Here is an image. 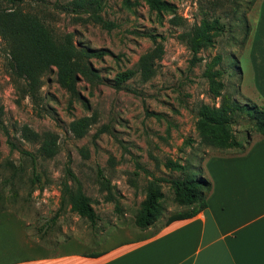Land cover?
Returning a JSON list of instances; mask_svg holds the SVG:
<instances>
[{
    "label": "rangeland",
    "instance_id": "1",
    "mask_svg": "<svg viewBox=\"0 0 264 264\" xmlns=\"http://www.w3.org/2000/svg\"><path fill=\"white\" fill-rule=\"evenodd\" d=\"M70 1L42 0L23 7L42 17L58 40L68 36L79 49L97 52L88 61L101 79L92 82L79 75L77 96L60 85L55 68L41 75L37 96L29 95L0 37V263L37 254L93 253L143 237L134 216L150 178L146 171L159 178L179 176L166 166L168 160L190 162L194 174L209 178L206 161L236 151L201 144L196 125L202 103L219 104L203 76L215 56L221 57L216 68L224 71L220 80L226 91L240 102L264 105L252 88L247 58L260 0H167L172 11L151 9L146 0H103L100 15L113 23L111 28L89 13L71 12L66 8ZM205 14L219 17L224 31L194 58L181 35ZM174 15L182 21L173 23ZM150 35L163 46L154 74L147 80L137 74L116 89V74L135 68L154 47ZM83 116L93 121L76 137L69 124ZM23 126L55 133V156L43 157L38 143L22 137ZM234 129L244 141L249 124ZM257 136L252 132V139ZM67 164L90 197L94 224L63 197ZM69 182L74 190L76 184ZM161 188L164 211L150 231L185 209L174 202L169 183L162 182Z\"/></svg>",
    "mask_w": 264,
    "mask_h": 264
},
{
    "label": "trees",
    "instance_id": "2",
    "mask_svg": "<svg viewBox=\"0 0 264 264\" xmlns=\"http://www.w3.org/2000/svg\"><path fill=\"white\" fill-rule=\"evenodd\" d=\"M39 1L42 0H0V37L7 44L12 71L25 81L26 92L36 97L41 87V75L55 68L60 85L77 96L79 75L92 82L101 79L97 70L88 61V58L97 55V52L79 49L68 36L58 40L42 17L23 7L24 4ZM254 1L256 0L248 2L252 4ZM146 2L151 9L156 11H172L173 9L172 4L167 0H146ZM66 8L75 13H89L95 21L108 28L113 26V23L104 20L100 15L103 0H72ZM172 21L176 24L182 21V17L174 15ZM223 31L224 26L220 23L219 17L209 18L205 14L200 22L186 30L181 38L194 58H197L196 55L201 49L213 44L215 34ZM150 36L154 47L139 57L135 68L116 74L113 79V86L116 89L122 88L137 74L141 80H147L154 74L155 62L163 53V46L155 36ZM220 62L221 57L215 56L206 63L203 71L211 92L220 99L217 106L202 103L198 107L196 125L199 130L200 143L219 149H235L234 153H243L253 141L252 132L264 137V105L251 101L240 102L231 92L226 91L225 84L220 80L224 71L216 68ZM92 121L93 117H80L69 124V130L76 137H82ZM244 121L249 124V129H246L247 136L242 141L237 137L234 125H239ZM21 135L29 142L38 143V150L43 157L51 158L58 152L55 133L47 131L39 134L30 127L23 126ZM25 154L31 156L32 162H35L33 155L27 151ZM166 166L171 171L179 172L180 175L166 179L150 175L146 171L150 178L145 186V196L134 216V223L140 229L144 230L153 226L163 214L162 182L170 184L174 202L185 207L184 210L170 214L164 224L176 219L192 217L206 207V200L212 188L211 180L208 177L194 174L193 165L190 162L180 163L168 160ZM35 177L38 179L37 175ZM64 178L63 197H68L73 211L94 224L96 214L90 197L84 193L79 179L68 164L64 169ZM69 181L76 184L74 190Z\"/></svg>",
    "mask_w": 264,
    "mask_h": 264
},
{
    "label": "crops",
    "instance_id": "3",
    "mask_svg": "<svg viewBox=\"0 0 264 264\" xmlns=\"http://www.w3.org/2000/svg\"><path fill=\"white\" fill-rule=\"evenodd\" d=\"M256 11L247 58L252 88L264 103V0ZM206 169L212 188L206 207L192 217L155 231L150 226L137 240L93 253L37 254L0 264H264V137L243 153L210 157Z\"/></svg>",
    "mask_w": 264,
    "mask_h": 264
}]
</instances>
